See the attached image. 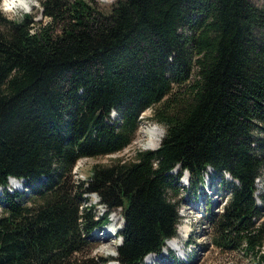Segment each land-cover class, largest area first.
<instances>
[{
    "label": "trees",
    "instance_id": "trees-1",
    "mask_svg": "<svg viewBox=\"0 0 264 264\" xmlns=\"http://www.w3.org/2000/svg\"><path fill=\"white\" fill-rule=\"evenodd\" d=\"M40 6L45 22L0 12V264H143L177 236L183 197L198 198L208 167L231 194L219 230L240 235L239 249L264 264V223L257 227L264 205L255 195L264 180V7L251 0H116L107 13L97 0ZM148 110L165 127L158 150L95 165L87 180H74L80 160L129 147ZM11 178L26 192L9 193ZM92 196L102 211L89 204ZM259 199L264 204V192ZM119 210L117 256H81L90 234Z\"/></svg>",
    "mask_w": 264,
    "mask_h": 264
},
{
    "label": "rangeland",
    "instance_id": "rangeland-1",
    "mask_svg": "<svg viewBox=\"0 0 264 264\" xmlns=\"http://www.w3.org/2000/svg\"><path fill=\"white\" fill-rule=\"evenodd\" d=\"M116 0H97V8L102 12H109L111 6ZM253 4L258 7H264V0H251ZM34 8L32 10L25 11L22 8H15L12 11H5L3 9V0L0 4V12L6 17L16 18L22 15H32L34 20L38 22H45V18L42 15L43 9L40 6V0H33ZM153 110H148L142 114L140 118L139 129L135 135L132 144L122 152L114 155L99 157L96 159H82L80 160L74 171V180L84 181L89 177L93 166L95 165H114L117 163H131L136 161V155L139 152L152 151L146 148V139L141 134L142 131L151 129L162 130L165 134V127L160 125L154 120ZM115 117V113L112 114V118ZM158 150V149H157ZM156 151V150H155ZM177 174V172H174ZM209 173V172H208ZM205 182L199 188L200 197L197 199L186 198L184 195L180 205L181 221L178 225V232L180 228L187 227L188 233L185 235L182 241L177 237L180 242H183V249L171 250L166 245L163 255L151 256V260H145L143 264H255V260L251 254H248L242 246L239 249V242L242 241L240 235L223 234L218 228L220 216L224 211L226 202L230 197L229 192H224L219 188V179L216 177H208L204 175ZM184 177L181 179V185L186 188L187 192L190 188V183L184 182ZM231 181V180H230ZM257 193L262 194L264 192V180H257ZM22 182L19 183L11 180L9 186L6 188L8 192L23 193L25 190ZM210 186V188H208ZM19 189V191H16ZM26 192V191H25ZM261 192V193H260ZM4 193V189L0 187V196ZM199 200V201H198ZM257 201L260 206L264 204L257 196ZM99 198L92 196L89 200V204L96 207L97 211H102V207L99 206ZM209 203V204H208ZM215 214V216H214ZM257 223V222H256ZM264 223V218L257 224V227ZM124 225L121 211H116L111 215L110 224L107 227H100L94 230L86 241V247L81 253V256H91L96 258H107L109 256H117V248L122 245V239L120 237H114L115 229H121ZM110 232L113 236L110 241H106V233ZM176 237V238H177ZM175 244V242L173 241ZM174 252V257H171V252ZM147 259V258H146Z\"/></svg>",
    "mask_w": 264,
    "mask_h": 264
},
{
    "label": "bare ground",
    "instance_id": "bare-ground-1",
    "mask_svg": "<svg viewBox=\"0 0 264 264\" xmlns=\"http://www.w3.org/2000/svg\"><path fill=\"white\" fill-rule=\"evenodd\" d=\"M24 3L27 5L28 10H32L34 8L33 0H24ZM16 8H20V7H16ZM141 134L146 139L147 143H146L145 146H146L147 149L152 150V151H155V150L159 149V147H160V145L162 143V139L164 137V132L162 130H159V129H151V130H147V131H145V130L142 131L141 130ZM209 169L211 170V168H209ZM13 181L17 182L16 180H13ZM17 183H19V182H17ZM178 233H179V238H181L180 241H182L184 239L185 235L188 233L187 227L180 228ZM112 236L113 235L110 232L106 233V241H107V243H108V241H110V238ZM173 241L175 242V244L173 243ZM180 241H179V239L177 237V238L169 241L168 247L171 248V249H175V248L178 249V247L180 246V243H181V245H183V242H180ZM179 248L183 249L182 246H180ZM151 259H152V257H147V260H151Z\"/></svg>",
    "mask_w": 264,
    "mask_h": 264
},
{
    "label": "clouds",
    "instance_id": "clouds-1",
    "mask_svg": "<svg viewBox=\"0 0 264 264\" xmlns=\"http://www.w3.org/2000/svg\"><path fill=\"white\" fill-rule=\"evenodd\" d=\"M16 7L23 8L25 11L28 10L24 0H3V9L5 11H12Z\"/></svg>",
    "mask_w": 264,
    "mask_h": 264
},
{
    "label": "water",
    "instance_id": "water-1",
    "mask_svg": "<svg viewBox=\"0 0 264 264\" xmlns=\"http://www.w3.org/2000/svg\"><path fill=\"white\" fill-rule=\"evenodd\" d=\"M177 170H179V168H177ZM22 182V181H21ZM22 184V183H21Z\"/></svg>",
    "mask_w": 264,
    "mask_h": 264
}]
</instances>
